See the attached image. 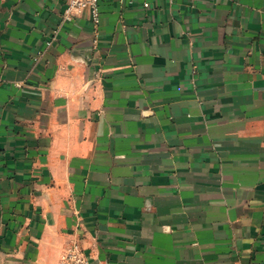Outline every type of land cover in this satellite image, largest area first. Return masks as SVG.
<instances>
[{
  "label": "crops",
  "instance_id": "1",
  "mask_svg": "<svg viewBox=\"0 0 264 264\" xmlns=\"http://www.w3.org/2000/svg\"><path fill=\"white\" fill-rule=\"evenodd\" d=\"M67 1L0 0V264H264V0Z\"/></svg>",
  "mask_w": 264,
  "mask_h": 264
},
{
  "label": "built area",
  "instance_id": "2",
  "mask_svg": "<svg viewBox=\"0 0 264 264\" xmlns=\"http://www.w3.org/2000/svg\"><path fill=\"white\" fill-rule=\"evenodd\" d=\"M84 12H88L94 27L100 23V6L99 0H68L62 14L63 20H72L79 17ZM57 30H54L56 34ZM53 37L47 40L46 44L52 43ZM59 264H91L88 256L82 250L78 241L72 242L60 257Z\"/></svg>",
  "mask_w": 264,
  "mask_h": 264
}]
</instances>
